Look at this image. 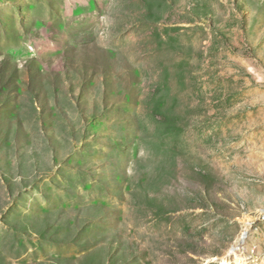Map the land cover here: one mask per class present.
<instances>
[{
	"label": "rangeland",
	"instance_id": "374dc122",
	"mask_svg": "<svg viewBox=\"0 0 264 264\" xmlns=\"http://www.w3.org/2000/svg\"><path fill=\"white\" fill-rule=\"evenodd\" d=\"M0 264H264V0H0Z\"/></svg>",
	"mask_w": 264,
	"mask_h": 264
}]
</instances>
